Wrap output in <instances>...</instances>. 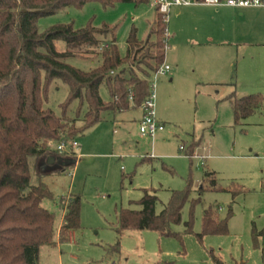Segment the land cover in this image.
<instances>
[{"label": "rangeland", "instance_id": "obj_1", "mask_svg": "<svg viewBox=\"0 0 264 264\" xmlns=\"http://www.w3.org/2000/svg\"><path fill=\"white\" fill-rule=\"evenodd\" d=\"M252 10L218 16L214 22L225 25L228 34L212 42L195 28L197 19H215L212 14L168 12L163 61L169 70L155 86L163 129L153 137L139 132L140 108L103 111L98 122L66 140L77 143L73 154L59 153V141L49 139L41 156L29 158L31 184L40 177L47 186L52 197L42 199L41 206L54 216V244L39 248L38 264H264V8ZM155 17L147 3L103 6L88 0L40 16L36 25L39 31L61 24L74 29L107 25L124 56L131 32L140 43L154 39ZM224 38L227 45L220 44ZM55 46L62 51L64 43L57 40ZM73 52L65 61L76 68L89 70L100 62L94 53ZM231 92L259 95V108L236 122L227 99ZM100 95L107 98L103 86ZM63 99L61 88L49 94L55 114ZM50 156L53 163L47 162ZM59 156L73 157L75 163L59 169ZM143 189L157 197L156 212L173 191L187 192L181 221L172 227L180 236L147 229L118 235L119 210L140 209L132 202ZM71 195L79 197V227L60 241L62 207ZM205 211L226 219V234L196 237ZM184 222H190L191 232L184 231Z\"/></svg>", "mask_w": 264, "mask_h": 264}, {"label": "trees", "instance_id": "obj_2", "mask_svg": "<svg viewBox=\"0 0 264 264\" xmlns=\"http://www.w3.org/2000/svg\"><path fill=\"white\" fill-rule=\"evenodd\" d=\"M86 1L0 0V264H38L39 248L54 244L53 213L41 206V200L52 194L40 177L31 184L29 158L47 150L46 140L74 139L98 122L103 111L139 108L149 93L147 79L164 60L166 24L157 11L154 39L140 43L131 32L124 56L119 55L114 30L107 25L74 29L61 24L39 31L38 17L69 5L80 7ZM94 1L112 6L117 2L150 4L153 0ZM57 40L64 43L62 51L55 46ZM75 49L99 55V64L89 70L68 64L65 60L74 56ZM102 86L106 99L100 95ZM60 88L64 99L57 105L59 114H55L48 98L51 91ZM227 99L236 122L261 103L257 94L236 97L231 92ZM191 151L188 156H192ZM186 196V191H173L167 204L156 212L157 197L151 189H143L141 198L132 202L140 209L119 210L118 235L125 230L147 229L161 236H180L172 227L181 221ZM62 208L60 241L79 227V197L69 196ZM184 227L185 232H191L190 222H184ZM226 233V219L205 211L202 230L195 235L201 240L206 234ZM118 248L116 243L113 249Z\"/></svg>", "mask_w": 264, "mask_h": 264}, {"label": "built area", "instance_id": "obj_3", "mask_svg": "<svg viewBox=\"0 0 264 264\" xmlns=\"http://www.w3.org/2000/svg\"><path fill=\"white\" fill-rule=\"evenodd\" d=\"M202 4L213 7L230 6L236 8H249V7H263L264 0H153L150 2V6L156 8L157 13L162 16L163 21L166 23L168 12L174 7ZM164 50L166 49V29H164L163 39ZM169 70V66L164 61L151 73L147 79L149 82V93L145 100L141 103L140 109L142 111L141 118L138 122V129L142 136L153 137L157 131L163 129V125L157 118L155 110V86L157 78L161 75H165ZM112 73V72H111ZM129 100L132 101V92H129ZM78 147L75 141L67 142L61 141L56 145V151L59 153H72V148ZM183 149L182 146L179 147ZM262 253L264 257V242L262 246Z\"/></svg>", "mask_w": 264, "mask_h": 264}, {"label": "crops", "instance_id": "obj_4", "mask_svg": "<svg viewBox=\"0 0 264 264\" xmlns=\"http://www.w3.org/2000/svg\"><path fill=\"white\" fill-rule=\"evenodd\" d=\"M174 14H180L181 9H186L185 13H190V14H197L196 16H198V14H207L210 13L212 14V19L210 22L206 19V17H204L203 19H197V27L195 26L196 30L198 33H205V40H207L208 42H212L214 40V36H225L228 34L227 32V27L223 24H219V23H215L214 21H217V17L220 15H226V14H235L236 11L243 12V10L245 9H258V7H249V8H236V7H230V6H220V7H213V6H209V5H202V4H192V5H185V6H179V7H174ZM254 11V10H252ZM199 18V17H198ZM220 22V21H219ZM227 40L224 38L220 41L221 45H227ZM236 44V43H235ZM242 45H245V43L241 42ZM240 45V44H237ZM128 111V110H127ZM140 116H139V120L141 118L142 115V111L140 110ZM138 120V122H139ZM160 123L163 125V123L160 121ZM180 147V146H179ZM195 153V152H194ZM195 155L198 157L197 153H195ZM63 208H62V213H63ZM63 216V214H62ZM61 216V219H62ZM263 246V244H262Z\"/></svg>", "mask_w": 264, "mask_h": 264}, {"label": "water", "instance_id": "obj_5", "mask_svg": "<svg viewBox=\"0 0 264 264\" xmlns=\"http://www.w3.org/2000/svg\"><path fill=\"white\" fill-rule=\"evenodd\" d=\"M55 161V158L50 156L47 159L48 163H53ZM56 163L58 165L59 169H62L65 166H69L75 163V159L72 157H63V156H59L56 159Z\"/></svg>", "mask_w": 264, "mask_h": 264}]
</instances>
